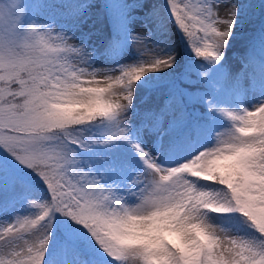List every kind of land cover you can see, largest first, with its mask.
Here are the masks:
<instances>
[{
    "label": "snow or ice",
    "instance_id": "6c2138e0",
    "mask_svg": "<svg viewBox=\"0 0 264 264\" xmlns=\"http://www.w3.org/2000/svg\"><path fill=\"white\" fill-rule=\"evenodd\" d=\"M163 7L147 22L209 67L224 60L239 0ZM23 13L0 0V264H264V80L249 60L233 80L257 103L217 109L227 133L181 135L185 113L164 125L171 98L133 121L138 88L176 63L151 30L131 34L138 60L96 68L84 43Z\"/></svg>",
    "mask_w": 264,
    "mask_h": 264
},
{
    "label": "trees",
    "instance_id": "16d2710c",
    "mask_svg": "<svg viewBox=\"0 0 264 264\" xmlns=\"http://www.w3.org/2000/svg\"><path fill=\"white\" fill-rule=\"evenodd\" d=\"M34 4H49L52 8V20L58 19L62 27H71L72 30L86 23V28L81 29V41L84 43L88 53L92 54L91 61L95 58L92 48H87V39L92 32L99 36V44H105L108 48L122 49L124 39L109 28L113 19L103 6L101 11L91 10L90 4L93 0H79L74 3L66 2L64 7L56 4L57 0H34ZM146 0H143V3ZM252 1V0H250ZM87 4V7L84 5ZM33 5V4H32ZM133 5L141 7L138 2ZM164 3L159 6L161 9V18L165 19ZM34 6V5H33ZM253 11H250V10ZM248 13L258 16L252 23L251 30L245 32L251 34L249 45L251 46L245 52V58L250 62V73L254 81H261L264 77V45L260 40V31L264 27V0H253ZM149 10L144 16L149 19ZM25 24H34L31 16L23 17ZM164 33L165 36L161 37ZM174 30L171 27H160L154 24V31L149 36L153 43L167 44L171 50L181 49L184 63L181 70L176 74L157 75L142 84L135 95L136 105L145 106L147 111H158L163 108L165 102L171 98L173 111L169 112L170 121L183 112L186 114L187 123L180 129V134L189 132L197 123H203L214 130L220 125V122L228 119L219 108L233 110L240 109L235 103L233 91L242 88L237 82H230L229 77H235L237 73L232 74L224 70L226 66L211 65L207 61L200 60L194 56L187 47L184 40L176 32L177 36L171 37ZM243 34H239L241 36ZM230 45V42H229ZM243 59V61H244ZM242 61V68L248 67ZM238 72V73H239ZM229 76V77H228ZM233 92V93H232ZM214 106V107H213ZM125 149L127 145L123 146Z\"/></svg>",
    "mask_w": 264,
    "mask_h": 264
},
{
    "label": "rangeland",
    "instance_id": "374dc122",
    "mask_svg": "<svg viewBox=\"0 0 264 264\" xmlns=\"http://www.w3.org/2000/svg\"><path fill=\"white\" fill-rule=\"evenodd\" d=\"M76 1L79 0H66V2L69 3H74ZM34 2V0H22V6L24 9L23 17L29 15L36 23V26H47L56 31H64L68 35L74 37L77 43L81 41L82 33L80 30L86 28V23L81 24L79 27L73 30L71 27L63 28L61 22L58 19H51L53 10L49 4L36 5ZM66 2L63 0H57L56 4L64 7ZM136 2L137 0H93V2L90 4L91 10L94 11H101L104 6L106 11H108L109 15L113 19L111 25H109L110 30L119 34L124 39L122 49L118 50L114 48H108L104 43L99 44V36L94 32L91 33L87 39V48H92L93 50L92 53H94L95 58L91 62L96 68H111L116 64H128L140 58V54L138 53L134 42L131 40V34L144 33L147 35L148 30H151V33L154 31V23H148V18H144L142 16L149 12V10L154 6L164 3V0H146L141 7L133 5ZM252 2L253 0H239V18L237 21V26L234 29V37L230 40V46L226 49L224 60L219 64L222 66L224 64V66H226V68H224L225 72L229 71L232 74L238 73L242 65V61L245 58V52L251 47L248 40L251 34L245 32L251 30L253 21H255L258 17L248 13V9L250 8ZM171 29L174 30L172 27ZM239 34L243 35L239 36ZM164 36L165 34L162 33L161 37ZM174 36H177L175 31L171 37ZM174 51H176V63L173 68L164 70L163 72L150 73L149 79L157 75H166L171 73L176 75L181 70L184 63L183 53L180 48ZM229 80L232 84L233 78L229 77ZM262 80H264V77ZM252 82L254 87L259 83V81H254L253 77ZM233 92L234 101L236 104H238V106H240V108H250L252 105L257 103V97L254 94H246L243 91V88L236 89ZM134 104L136 115L133 116V121L135 123H139L140 117L148 111L145 106L136 105V100L134 101ZM231 109L233 110L232 107ZM169 121V115H167L164 125L167 126ZM230 124V120L226 119V122H220V125L216 128V131L227 133L230 130ZM143 139L145 144H147L149 147L157 142L154 134L152 133H147ZM27 214L31 215L32 212H28ZM165 226V223L161 222L160 227L163 228Z\"/></svg>",
    "mask_w": 264,
    "mask_h": 264
}]
</instances>
